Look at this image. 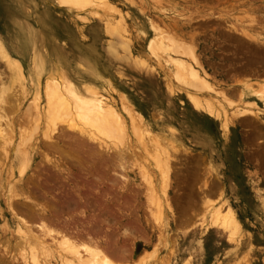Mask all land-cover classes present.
<instances>
[{"label": "rangeland", "instance_id": "1", "mask_svg": "<svg viewBox=\"0 0 264 264\" xmlns=\"http://www.w3.org/2000/svg\"><path fill=\"white\" fill-rule=\"evenodd\" d=\"M110 1L122 12L129 14L125 24L126 34H129L126 41L121 40L117 34L110 35L98 18L92 17L88 11L72 9L56 0H0V23H3L0 24V38L12 59H16L21 66L23 74V77L17 79L15 69L9 66L6 68L5 62L0 59V113L8 120L14 116L22 118L28 107L38 103L43 105L45 100L42 84L47 78H68L81 84L86 82L116 103L118 108L122 104L119 99L122 96L128 105L142 114L147 128L157 140L166 143L170 137L176 141L173 143L176 147L170 151L173 173L166 195L174 214L172 219L175 221H168V225L165 219L162 225L155 220L156 208L149 202L152 193L137 168L140 164H149L153 152L146 153L144 150L147 154L144 157L145 154L141 151L143 148L138 145V140L129 132V128L121 143L117 140L107 142L111 150L108 156L118 152L126 155L127 152L130 153V157H125V170L115 169L112 176L110 175L109 182L114 179L115 183H107V179L101 182L102 185H98L102 188L99 189L101 192L108 191L109 196L114 198L108 208H123L120 204L123 201L129 202V208L126 210V206L124 207L129 218L126 214L127 219H123L139 229L135 232L137 238L126 243L129 249L133 246L132 249L135 250V260L130 264H183L188 257L190 264H264V116H247L241 121L238 118L239 112L236 113L240 109V112L250 109L254 112L253 115L264 113L262 103L253 97L257 85L260 87L264 84V63L261 62L260 65L259 62V58L261 61V57H264V46H259L264 45V12L259 10H264V0ZM249 17L254 18L258 25H249ZM232 27L237 31L251 27V36L261 38L260 43L254 42L255 48H258L252 47L249 50L253 43L241 37L238 34L241 32L233 33ZM155 30L176 36L184 44H197L195 50L202 66L200 71L205 70L204 73L209 76L207 80L213 88L223 92L226 97V100H220L228 114V122H222L221 125L220 120L194 111L187 99L189 91L173 81L169 68L153 65L151 59L154 58L148 53L146 46L148 40L155 36ZM234 36L242 39L238 38V41ZM243 41L247 42L246 47L244 43L242 45ZM245 48L249 51L244 52ZM252 50L263 55L257 59ZM124 52H130L145 63L141 73L137 75L120 65L119 60H124ZM241 53L246 57L243 58ZM158 55L160 59L165 56L163 53ZM250 58L255 60H247ZM251 61L255 62V66ZM151 66L157 68L156 73H152ZM89 67L93 69L95 76L91 75ZM132 82L139 84V88H135ZM239 93H243L245 101H254L257 106L245 104ZM220 95L217 96L221 97ZM207 97L209 96L206 99ZM14 105H18V109ZM122 116L127 119V115L122 113ZM175 134L177 137H174ZM1 153L3 154L0 149V264H23L24 258L28 262V249L17 246L20 236L6 206L10 183H14L16 178L13 180L15 175L10 174L8 159L6 158L7 162L4 161ZM134 161L138 165H134ZM149 168L153 169V180L156 182L157 190L154 193L156 197L163 199L161 177L152 166ZM116 172L124 175L127 182L126 192L118 190L122 184L125 187L126 182L123 183L117 176H113ZM111 185L114 188L110 191ZM110 197L108 198L111 199ZM218 205H222L225 210L226 206L232 208L242 230L246 232L243 236L245 238L240 241L245 242V246L249 248L239 249L236 240L230 242L226 234L210 227L207 212ZM99 206L105 208L104 202L100 201ZM165 210V214L169 213L167 208ZM181 211H185L187 216L183 212L185 216L181 214ZM180 217H189L191 221L185 218L189 224L185 222L186 225H180L184 221L183 218L180 223ZM199 244L203 245L200 251Z\"/></svg>", "mask_w": 264, "mask_h": 264}, {"label": "bare ground", "instance_id": "2", "mask_svg": "<svg viewBox=\"0 0 264 264\" xmlns=\"http://www.w3.org/2000/svg\"><path fill=\"white\" fill-rule=\"evenodd\" d=\"M56 1L78 11H88V13L93 15L92 17L98 18L97 20L103 24L110 35L117 34L121 40L125 39V41L129 38H127V35L129 34H126L125 27L129 14L122 12L110 0ZM259 10H262V12L260 11L261 13L264 12L263 9ZM250 19V24L247 22L246 24H254V26L258 25L254 18ZM243 25L246 26L245 24ZM250 30L251 27L241 31L238 30L241 32L238 33L241 37L253 43L251 48H248L249 50L252 49V47L255 48V43H260L261 41V38L251 36ZM238 31L234 28L233 33H237ZM155 33V36H153L154 38L152 37L149 39L146 46L148 53H150V55L154 58L151 59L153 65L158 68L160 65H164L169 68L173 81L189 91L187 99L194 111L199 114H206L216 120H220L221 125L223 124L222 122H228V114L225 107L222 105V100H220L223 98L226 100V97L223 92H218L213 88L207 80V77L209 76L204 73L205 70L204 72L200 71L202 70V66L197 57V50H195L197 44H195V46L190 45V43L184 44L179 41L176 36L169 35L162 31L155 30ZM235 37L236 36H234V38ZM238 38L235 39L238 41H240L239 39H242ZM249 42L248 46L250 45ZM241 43L243 45L244 41ZM245 44H247L246 41L244 45ZM259 46L264 45L261 44ZM248 49L245 48L244 52L245 50L248 52ZM159 53H163L165 55L163 59H160L161 57L159 58ZM263 53L261 54L259 52L257 55L254 52L256 55L254 57H257L258 59L259 56L263 55ZM243 54L242 56L245 58L246 56ZM249 54L253 53L249 52ZM248 55L247 57H249ZM263 58L264 57H261V61L259 58L260 65H262L261 62L264 63ZM0 59L5 62V66H7L6 68L9 66L15 69L16 75L18 76L16 77L17 79L23 77L21 66L16 59H12L9 55L1 38ZM252 59L250 58L247 60L250 61ZM114 60L118 61L115 57ZM162 60L164 62H162ZM119 63L123 68L131 71L132 73H136L137 75L142 72V67L146 66L141 59L135 57L130 52H124V60H119ZM251 63L254 64L255 62L251 61ZM154 66H151L152 73L157 72V68ZM253 66H255V64ZM88 69H90L91 75L95 76L93 69L90 67ZM59 75L61 76V74ZM259 75L263 76L261 74ZM13 76L15 77V75ZM85 83H77L68 78L61 80L47 78L42 84V93L45 100L43 105H41L42 103L40 102L41 104L38 103V105L28 107L22 118L14 116L8 120L4 114L0 113V133L2 134L0 135V149L3 152V154H1L4 155V161H6V158L8 159L7 165L10 166V174L12 176L15 175L13 180L16 178L14 183H10L8 191L9 196L6 199V206L9 209V214L13 220L12 222L15 224V230L20 236L17 246L20 248L26 247L28 249L26 255V257H28V262L26 261L27 259L24 258L23 264H130L135 260V250L132 249L133 246L129 249L126 243L129 240H135L137 238L135 232L139 229L137 230L136 225H132L131 222V224H127L126 220L123 219L126 218V214L127 218H129V213L124 210L125 206L126 210L129 208V202L123 201L122 204H120L123 208L120 206L117 208H108V205L114 198L112 199L109 196V193H107L108 191L104 193L101 192L99 189L102 188H99L98 186L102 185L101 182L103 183L107 179L108 183L110 175L112 176V172H115V169L116 171L117 169L120 171L125 170V164L127 163V161H125V157H130V153L127 152L126 155L124 152H118L112 156H108V152L111 150L108 145L109 143L107 142L117 140L121 143L128 132V128L129 132L133 134L136 141L138 140V145H140L141 149L143 148V150H141L142 152L144 150L146 153L153 152L151 153L152 156L148 153L152 158L151 162L149 161V164L147 165H145V163L140 164V162H138L140 165L137 168L140 170L142 179L144 178L146 181L149 191L152 193V198L149 197V202L153 203V206L156 208L154 211L156 212V216L154 215L155 220H158L161 225L163 224L164 219L167 225L168 221H175L172 219L174 214L170 208L168 197L166 198V195H168L167 188L169 187L171 174L173 173L171 168L173 162L170 163L172 152L170 151L176 147L173 145L176 141L169 137L167 142L166 140H162L166 143H161L160 140H157L147 128L142 114L137 112L138 110L135 111L130 105H128L126 101L123 100L122 96L119 97L121 101L120 103L122 104L118 108L116 103L114 104L110 99L102 95L98 90H96V87ZM132 83L135 88H139V84L135 82ZM257 86L258 88L255 90V95L253 97L264 106V84H261L260 87L259 85ZM153 92L154 90L152 93ZM240 93L239 96L242 100H244L243 93ZM218 94H221V97L217 96ZM206 96H209L210 98L207 97L206 99ZM6 97L7 96L5 95V98ZM8 98H10V96ZM36 98L38 99V97ZM3 102L5 101L3 100ZM244 102L247 105L257 106L254 101L244 100ZM15 106L16 105L13 107L18 109V105L16 107ZM240 111L241 109L236 111V113L239 112L238 118L241 119V121L243 117L247 116V118H250V116H254L255 118L257 115L264 116V113L253 115L252 113L254 112L250 109H244L242 112ZM122 113L127 115L128 120L126 118L124 119ZM7 116H10V114ZM175 135L176 136L174 137H177V134ZM161 139L163 138L161 137ZM145 152L143 153L145 154ZM144 157H147V154H145ZM213 158L212 160H214ZM135 161L134 165L137 164ZM150 166H152L161 177L160 179L162 181L159 183L162 184L161 193L163 195V199H160L159 196L156 197V194L154 193L156 189V182L154 183L152 175L153 169L151 168L150 170ZM117 173L118 172H116V174ZM116 174L113 173V176H117L120 181H123V183L126 182V179L123 177L124 175L121 176L120 174ZM111 181L114 182L115 180L111 179ZM104 185L106 184L104 183ZM122 185L118 190L126 192L127 182L125 187H122ZM109 187L111 191L114 188V185ZM157 187H159V185ZM146 189L148 190V188ZM101 193H103L104 196H100L103 195ZM95 197L100 198L101 200H99L101 203L104 202L105 208L99 206L100 201L95 199ZM151 199H153V201H151ZM226 207L227 209L225 210L222 205H218L207 212L210 227H213L217 232L226 234L230 242H234L236 240V246L239 249L249 248V246H245V242L241 243L240 241L241 238H245L243 236L246 232L242 230L241 224L235 216L232 208L230 206ZM226 207L224 206V208ZM166 208L169 210V213L165 214ZM182 212L183 211H181V214H186L185 211L183 213ZM115 213L117 215H115ZM185 214L183 215L185 216ZM185 218L186 217H180V220H184L180 221V223L183 221L180 225H183V223L186 225L189 219L191 221V218H186L188 219L187 221H185ZM166 223L164 226H166ZM187 224H189V222ZM162 230L164 229L162 228ZM172 235L174 236V234ZM4 242L7 241L4 240ZM198 248L199 251L202 250L203 245L199 244ZM170 250L168 251L172 254ZM25 254H23V256ZM189 260L190 257H188L183 264H190L188 263ZM8 263L9 262H7V264Z\"/></svg>", "mask_w": 264, "mask_h": 264}]
</instances>
